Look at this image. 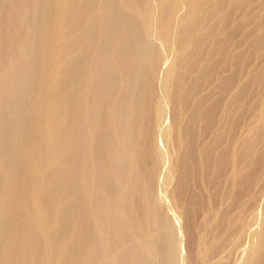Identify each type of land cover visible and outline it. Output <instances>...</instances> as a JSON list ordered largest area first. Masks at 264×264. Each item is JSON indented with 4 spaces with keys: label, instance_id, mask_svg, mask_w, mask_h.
<instances>
[{
    "label": "bare ground",
    "instance_id": "obj_1",
    "mask_svg": "<svg viewBox=\"0 0 264 264\" xmlns=\"http://www.w3.org/2000/svg\"><path fill=\"white\" fill-rule=\"evenodd\" d=\"M156 1L162 38H176L180 46L163 77L166 95L175 100L180 69L198 70L201 80L224 62L227 47L217 59L200 65L207 40L229 22L231 0ZM151 14L150 0L65 2L60 29L68 56L60 75L49 92L36 94L31 112L0 130V156L7 167L0 173V264H75V250L82 244L99 255L94 264H178L184 256L156 195L160 166L152 118L162 121L165 112L162 101L154 100L153 80L162 60L149 38ZM31 49L33 45L24 44L23 54L30 57ZM230 80L225 77L219 88L226 91ZM198 90L188 86L182 100ZM16 96L4 98L0 109L17 112L20 106L11 102L19 99ZM44 104L45 114L35 115ZM195 104L211 120L220 100L206 105L198 99ZM175 131L171 129V137L164 133L167 145ZM15 136L25 147L23 158L12 145ZM259 138L260 129L254 128L238 149L240 170ZM249 177L241 174L231 184ZM257 227L238 264H264V220ZM105 235L112 250L110 262ZM237 241L232 238L230 248ZM215 245L204 248L205 264L228 260L229 248L220 259L214 258Z\"/></svg>",
    "mask_w": 264,
    "mask_h": 264
},
{
    "label": "rangeland",
    "instance_id": "obj_2",
    "mask_svg": "<svg viewBox=\"0 0 264 264\" xmlns=\"http://www.w3.org/2000/svg\"><path fill=\"white\" fill-rule=\"evenodd\" d=\"M66 1L0 0V104L4 98L12 99L17 95L19 99L11 102L20 106L15 113L7 108L0 109V130L7 128L13 120L23 119L27 111L31 112L36 94L49 92L60 75L68 56L66 38L60 29ZM240 1L231 0L226 11L230 13L229 22L207 40L204 56L200 59V65L212 62L218 58V52L227 47L224 62L201 80L198 70L190 73L188 69H180L176 98L172 100L163 89V77L166 66L179 56L180 46L176 38L168 42L162 38L158 19L161 7L156 0H150L149 38L162 60L153 80L154 100L162 101L166 113L162 121L152 118L153 143L158 148L160 166L156 195L170 218L178 242H182L184 256L178 264H205L204 248L213 244H216L215 259H220L229 248L230 255L225 264L240 263L248 249L249 235L264 220V0H247L243 5ZM184 11L183 6L180 14ZM217 18L215 16L210 22ZM24 44L33 45L30 57L23 54ZM23 76L25 82L14 81ZM225 77L232 80L226 91L219 88L224 86ZM191 85L199 86L197 94L189 93L187 100H182V94ZM240 86H245L242 95L238 92ZM237 94L240 97L235 98ZM198 99L206 105L212 100H220V107L211 120H206L202 107L195 104ZM46 104L34 114L43 116ZM227 104L231 107L228 110ZM185 125L189 137L185 135ZM172 128L176 131L167 145L165 134L169 133L171 137ZM254 128L260 129V138L251 158L240 170L238 149ZM91 135L89 133V137ZM12 145L23 158L25 147L17 136L13 137ZM219 156H222L221 163ZM6 168L0 156V173L5 174ZM241 174H250V177L241 179L237 186L232 185L234 178ZM234 237L238 241L230 248ZM104 238L108 241L106 251L110 262L113 260L111 245L109 237L105 235ZM85 245L76 248L75 264L97 262L99 255L89 253Z\"/></svg>",
    "mask_w": 264,
    "mask_h": 264
}]
</instances>
